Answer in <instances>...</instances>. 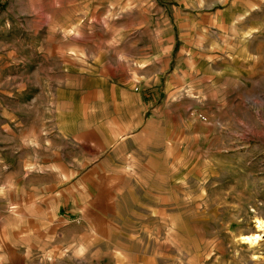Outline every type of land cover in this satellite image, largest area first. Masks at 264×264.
<instances>
[{
    "label": "rangeland",
    "instance_id": "rangeland-1",
    "mask_svg": "<svg viewBox=\"0 0 264 264\" xmlns=\"http://www.w3.org/2000/svg\"><path fill=\"white\" fill-rule=\"evenodd\" d=\"M0 264H264V0H0Z\"/></svg>",
    "mask_w": 264,
    "mask_h": 264
},
{
    "label": "bare ground",
    "instance_id": "bare-ground-1",
    "mask_svg": "<svg viewBox=\"0 0 264 264\" xmlns=\"http://www.w3.org/2000/svg\"><path fill=\"white\" fill-rule=\"evenodd\" d=\"M255 224H256L257 231L258 232L261 231L262 230V223L259 220H255ZM239 240H240V242H243L252 248L257 244V242L259 240V235L258 234H250L247 236H241L239 238Z\"/></svg>",
    "mask_w": 264,
    "mask_h": 264
}]
</instances>
